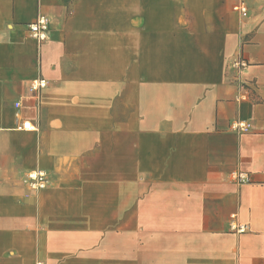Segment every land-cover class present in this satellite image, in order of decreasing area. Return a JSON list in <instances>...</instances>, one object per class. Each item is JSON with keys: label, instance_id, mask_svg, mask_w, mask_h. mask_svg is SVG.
Here are the masks:
<instances>
[{"label": "crops", "instance_id": "0c3cea01", "mask_svg": "<svg viewBox=\"0 0 264 264\" xmlns=\"http://www.w3.org/2000/svg\"><path fill=\"white\" fill-rule=\"evenodd\" d=\"M243 1L0 0V264H264V0Z\"/></svg>", "mask_w": 264, "mask_h": 264}, {"label": "built area", "instance_id": "2783aa9c", "mask_svg": "<svg viewBox=\"0 0 264 264\" xmlns=\"http://www.w3.org/2000/svg\"><path fill=\"white\" fill-rule=\"evenodd\" d=\"M233 10L238 11L242 16L247 14V7L243 0H239L237 4L233 6ZM28 36L34 40L37 46L44 43L49 37V22L46 16L38 14L35 19L27 24ZM236 68L241 69L246 66V61L242 58H238L234 61ZM47 86V81L42 77H36L29 81L27 91L31 97L36 99L39 97L41 91ZM246 98V93L241 95ZM15 106H20V102H15ZM232 128L238 132H246L249 130V123L236 120L231 123ZM19 129L35 130L36 126L29 120L25 119L18 125ZM26 179L30 188L38 190L46 187L48 183L47 175L44 170L32 169L26 174ZM230 179L236 183H246L249 181L248 175L245 171L234 170L230 172ZM248 229L246 223L239 221L235 214L230 215L228 222V230L232 233H244ZM34 264H44L42 261H36Z\"/></svg>", "mask_w": 264, "mask_h": 264}, {"label": "rangeland", "instance_id": "374dc122", "mask_svg": "<svg viewBox=\"0 0 264 264\" xmlns=\"http://www.w3.org/2000/svg\"><path fill=\"white\" fill-rule=\"evenodd\" d=\"M257 12H258V11H257ZM254 14H256V8H255ZM258 14H259V13H258ZM261 14H263V16H264V12L261 13ZM257 16H259V15H257ZM262 19L264 20V17H262Z\"/></svg>", "mask_w": 264, "mask_h": 264}]
</instances>
